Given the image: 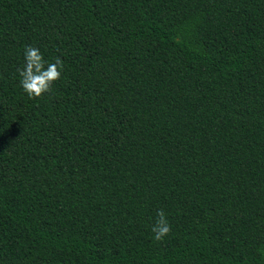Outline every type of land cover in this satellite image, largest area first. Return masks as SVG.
<instances>
[{
  "label": "trees",
  "instance_id": "16d2710c",
  "mask_svg": "<svg viewBox=\"0 0 264 264\" xmlns=\"http://www.w3.org/2000/svg\"><path fill=\"white\" fill-rule=\"evenodd\" d=\"M0 264H264V0H0Z\"/></svg>",
  "mask_w": 264,
  "mask_h": 264
},
{
  "label": "clouds",
  "instance_id": "9594fccd",
  "mask_svg": "<svg viewBox=\"0 0 264 264\" xmlns=\"http://www.w3.org/2000/svg\"><path fill=\"white\" fill-rule=\"evenodd\" d=\"M25 64L17 69L20 77V86L28 98H39L52 90L53 83L60 78L63 61L59 58L54 63L45 61L38 48L26 46L24 50ZM171 231L163 210L157 212V219L152 227L154 239L162 241Z\"/></svg>",
  "mask_w": 264,
  "mask_h": 264
}]
</instances>
